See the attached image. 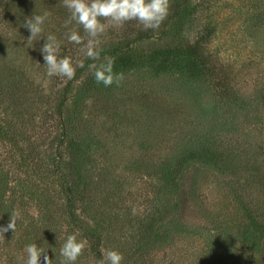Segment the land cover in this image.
Instances as JSON below:
<instances>
[{"label": "rangeland", "instance_id": "374dc122", "mask_svg": "<svg viewBox=\"0 0 264 264\" xmlns=\"http://www.w3.org/2000/svg\"><path fill=\"white\" fill-rule=\"evenodd\" d=\"M190 3L181 31L171 0L156 29L101 18L96 48L139 40L74 81L48 77L40 53L55 35L75 73L87 58L90 37L65 26L64 0H0V225L17 214L0 264H23L32 242L59 264L72 233L84 242L76 264H101L85 239L94 231L122 264H264V0ZM45 12L25 46V17ZM106 58L122 75L109 87L93 75Z\"/></svg>", "mask_w": 264, "mask_h": 264}, {"label": "clouds", "instance_id": "9594fccd", "mask_svg": "<svg viewBox=\"0 0 264 264\" xmlns=\"http://www.w3.org/2000/svg\"><path fill=\"white\" fill-rule=\"evenodd\" d=\"M64 5L69 11V20L67 24L73 21L82 26L83 31L90 37L88 41V50L86 55L93 60L99 59L100 51L96 48V38L104 32L105 25L101 18L107 20L113 26L123 25L126 21L136 20L145 29H156L166 19L169 14V0H64ZM48 13L32 14L25 17L23 27L30 35L25 38L27 44L34 38L43 35V25L47 19ZM66 39L75 44L82 43V37L75 29L65 33ZM40 53L43 57L44 66H46V75L48 77L61 75L71 79L75 75V67L69 57L59 55L61 42L55 35L45 36ZM106 63H101L95 67L93 73L94 79L98 84L105 87L113 83L119 84L122 79L120 73H114L113 61L107 59ZM83 67V63L79 64ZM15 212L10 213V221L4 226L0 225V235L8 232L10 229H16L14 217ZM84 249L83 240L78 239L77 234H68L60 247L59 255L61 257L59 264H76L77 259ZM26 258L23 264H51L47 251L37 243L32 242L25 246ZM42 258V259H41ZM123 255L118 250L107 249L102 254L101 264H122Z\"/></svg>", "mask_w": 264, "mask_h": 264}, {"label": "trees", "instance_id": "16d2710c", "mask_svg": "<svg viewBox=\"0 0 264 264\" xmlns=\"http://www.w3.org/2000/svg\"><path fill=\"white\" fill-rule=\"evenodd\" d=\"M191 8L192 5L190 3V0H171V9L173 10V14L176 18V29L178 31L184 30L186 26V21H188V18L191 16ZM142 39V37H139ZM139 39H131L128 37H122L117 40H111L107 41L106 43H103L97 49L100 51V58H103L105 56L109 57H115V58H123L124 55L129 54V50L131 45L136 42ZM162 51V50H161ZM169 53V51H167ZM90 59L88 56L83 62V67H79L76 70V73L72 80H77L82 76L83 71L88 68L91 64L96 62L97 60ZM192 66V65H190ZM193 67L197 69V65H193ZM3 133L2 127H0V133ZM61 178L67 182V174H64L63 172H59ZM65 190V196H66V207L70 215V224L77 230H80V218L77 213V206H76V197L75 193L72 191V189H64ZM0 211H2L0 209ZM84 233V231H81ZM264 233V230H263ZM263 236V234H261ZM85 239L89 242V250L91 251V254L97 259H102V248H103V237L100 235V233L94 231L90 233L89 235L85 236Z\"/></svg>", "mask_w": 264, "mask_h": 264}]
</instances>
